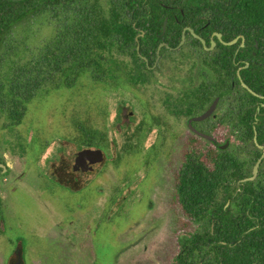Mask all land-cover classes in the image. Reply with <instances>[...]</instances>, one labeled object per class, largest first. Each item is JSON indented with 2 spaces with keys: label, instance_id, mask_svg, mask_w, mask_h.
Here are the masks:
<instances>
[{
  "label": "rangeland",
  "instance_id": "374dc122",
  "mask_svg": "<svg viewBox=\"0 0 264 264\" xmlns=\"http://www.w3.org/2000/svg\"><path fill=\"white\" fill-rule=\"evenodd\" d=\"M28 24L14 30L26 49L53 35L45 17ZM113 55L125 70L134 68L133 59ZM166 55L148 83L132 86L123 77L103 86L82 77L73 87L35 98L20 125L4 128L8 123L0 118L1 153L12 155L7 162L15 171L25 163L32 182L15 193L13 205V225L22 221L23 228L13 227L11 239L27 243L25 264H174L179 239L198 229L174 194L183 154L195 137L181 134L167 108L168 93L192 76L195 55L188 49ZM93 132L104 136L98 144L105 159L87 185L74 190L38 176L45 156L47 163L58 155L62 165L71 163L81 135ZM37 228H43L45 244L35 236Z\"/></svg>",
  "mask_w": 264,
  "mask_h": 264
},
{
  "label": "trees",
  "instance_id": "16d2710c",
  "mask_svg": "<svg viewBox=\"0 0 264 264\" xmlns=\"http://www.w3.org/2000/svg\"><path fill=\"white\" fill-rule=\"evenodd\" d=\"M227 2L264 0H105L104 4L99 0H0V34H7L4 29L9 23L27 19L31 26L30 23L40 17L47 19L53 31L51 38L32 49L24 48L22 40L13 36L5 35L0 39L3 43L0 118L8 123L3 127L20 125L27 106L39 95L73 87L82 77L103 86L116 85L124 77L125 83L134 86L138 76H144L143 72L134 70L136 45L141 54L151 51L154 56L159 40L147 36L160 34L165 18L168 20L166 34L176 35L175 39L167 41L171 45L178 43L182 25L196 32L197 27L206 23L204 20L227 39L238 33L245 36L255 33V29L260 34L264 32L263 14L251 13L248 6H219ZM223 8L231 9V14L223 15ZM176 19L183 22L178 26ZM176 26L178 31L170 29ZM224 49L234 50L235 47ZM114 53L128 55L133 59L134 68L122 71V64L114 58ZM236 68L229 57L221 60L219 69H214L221 91H229L233 83L236 98L261 100L240 87V82L264 96V71L251 73L249 69H242L237 73ZM202 107L203 99L195 95L189 101V115L196 113L193 109ZM260 111L261 115H255L254 110L237 113L239 117L248 116L240 119L245 133L236 138V145L228 150H205L198 138L189 143L175 176V199L191 222L198 225L204 219L214 221L215 232L212 236L207 225L205 236L202 230L196 229L189 237L179 239L175 264H264V183H250L252 188L244 189L248 194H237L229 206H225L226 198L218 197L226 182L246 177L248 167L237 152L245 150L244 145L257 149L252 140L253 126L257 131V144L264 146V108ZM80 138L82 147L93 148H100L98 143L104 140L103 134L97 132L84 133ZM258 155L256 152L255 156ZM260 177L264 178V160L257 175ZM209 237L220 243L213 248L206 244L207 249H204L201 242L205 243Z\"/></svg>",
  "mask_w": 264,
  "mask_h": 264
},
{
  "label": "flooded vegetation",
  "instance_id": "af4514ba",
  "mask_svg": "<svg viewBox=\"0 0 264 264\" xmlns=\"http://www.w3.org/2000/svg\"><path fill=\"white\" fill-rule=\"evenodd\" d=\"M212 6H214V4ZM219 6H227L229 8L248 6L251 8V13L255 15L263 14L264 16V2H227L219 4ZM226 8L221 9L223 11V15L231 14L232 10L230 9V11H228ZM25 21L27 22V19H23L21 22L17 21L15 24L9 23L8 27L4 29L7 34H0V39H2L5 35L8 37H16L13 34L15 28L23 24ZM204 21H206V23L197 27L196 32L192 27L182 25L180 28L181 33L178 43L176 45H171L167 41L175 39L176 35L166 34L168 20L167 18L163 19L161 33L149 34L147 36L148 38L159 40L156 44L154 56L151 51L147 52V55L141 54L138 52L139 45H136L137 58L135 57L134 62L136 61L137 67L134 68V70L143 72L142 74L144 76H138L135 86L148 83L150 80L154 79V73L160 69L159 64L165 60L167 56L166 54L174 55L182 49H188L191 55H195L191 68L192 76L184 79V83H182V89L180 91H175L174 95H170L168 93L167 97L170 102L169 105H167L168 114H170L171 119H173V121H175L179 126L181 134L190 133L193 137L199 139V144L205 150L219 152L228 150L233 145H236L235 139L243 136L245 133V128L241 122L248 116L245 115L239 117L237 116V113L241 110H254L256 113L255 115H261L262 112L260 110L264 108V96L257 95L243 82H240V87L247 90L249 93L252 92V95L259 97L261 100L253 101L236 98L234 96L236 87L233 83H230L229 91H221V84L218 81L217 72H214V69H219L221 60L232 57L233 64L237 66V73L242 69H249L251 73L263 72L264 32L260 34L259 30L255 29V33H250L246 36L238 33L231 39H227V36L220 31L212 30V27L209 26L208 20ZM262 21H264V19ZM182 22L183 20H175V23H177L178 26ZM178 26L170 27V29L178 31ZM139 35L142 37L144 36V33L141 32ZM154 45L155 44L152 46ZM2 46L3 43L0 42V52L2 51ZM150 46L151 45L148 47ZM231 46H234L235 49H224L225 47ZM122 56L129 57L128 55ZM167 59H169V57H167L166 60ZM121 69L122 71L125 70L124 67ZM211 78L214 79L213 82L210 81ZM242 84L247 86L248 89L244 88ZM195 95L200 96V98L203 99V107L201 109H193V112L196 113L189 115V101ZM242 103H244V106H242ZM212 105L213 110L209 116L201 121L191 122L190 128L189 120L203 115ZM178 121H182V124L179 125ZM252 129V140L257 149H254L250 145H244L243 147H245V150L237 152L239 157L245 161L246 166L248 167V172L246 171V177L226 182V186L221 188L220 195L218 197H221L220 200L225 198L227 199L225 206H229L231 200L237 194H248V192H244V189L246 187L251 189L253 185H249L250 183H264L263 177L257 178L258 172L262 167V162L264 160V157L261 158L264 154V146L257 144V131L254 126ZM195 132H197L198 135ZM185 143L188 144V142ZM84 149L101 150L100 148L82 147L79 151L74 153L72 162L64 165L59 163V155L50 163H47V156H45L43 163L44 170L40 171L38 176L46 179L47 182L54 186L63 185L74 190H78L84 185H87L90 181L89 177L98 172V166L104 163L105 157L100 163L91 164V160L89 159L82 162L80 166L75 165L78 152ZM1 150L2 147L0 145V264H25L23 258V246L27 243L22 240H16L13 242L11 239L13 227L19 229L23 228L22 221L15 226L13 225V220L16 218L14 215L13 205L15 193L25 188L28 189V184L32 182L27 179L25 170L27 168L24 167L25 163L22 165L20 171H15L13 165H10L7 162V158L12 155L9 153L6 158V155L1 153ZM256 152L259 154L257 157L255 156ZM258 161L259 164L257 171L255 176H253V168ZM24 178L25 180L27 179L26 183H23ZM74 185H77V187ZM30 188L36 190L31 186ZM36 188L39 190L42 187L36 186ZM58 225L59 221H56V227ZM207 225L209 226L210 234L213 236L215 232L214 221L204 219L200 224H198V229L202 230V235L205 236L204 230ZM34 234L37 238L42 240L41 242L43 244H45L44 239H42V237L44 238L43 228H37ZM212 239L213 238L209 237L206 238L205 243L201 242L204 249H207L206 244H209L210 247L213 248L215 244L217 245L220 243L212 241ZM2 248H5L4 251H2Z\"/></svg>",
  "mask_w": 264,
  "mask_h": 264
},
{
  "label": "water",
  "instance_id": "95a60500",
  "mask_svg": "<svg viewBox=\"0 0 264 264\" xmlns=\"http://www.w3.org/2000/svg\"><path fill=\"white\" fill-rule=\"evenodd\" d=\"M191 32H192V30H191ZM242 85H243L244 88L248 89L247 86H245L244 84H242ZM212 110H213V105L203 115L195 117L193 119H190L189 120V127L191 128V122H197V121H201V120L205 119L207 116H209V114L212 112ZM195 133L198 135L197 132H195ZM203 137H205V136H203ZM205 138L210 139L208 137H205ZM263 157H264V154L262 155L261 158H263ZM89 159L91 160V164L100 163L104 159L103 152L101 150H99V149H93V150L92 149H84V150H81L77 154V159H76V164L75 165L80 166L82 162H84L85 160H89ZM259 161L256 163V165L253 168V173H252L253 176H255V174H256Z\"/></svg>",
  "mask_w": 264,
  "mask_h": 264
}]
</instances>
